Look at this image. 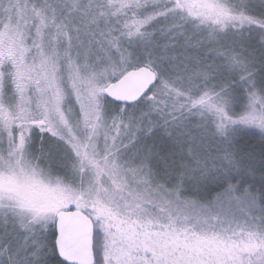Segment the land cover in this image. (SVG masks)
I'll return each mask as SVG.
<instances>
[{
  "label": "snow or ice",
  "instance_id": "6c2138e0",
  "mask_svg": "<svg viewBox=\"0 0 264 264\" xmlns=\"http://www.w3.org/2000/svg\"><path fill=\"white\" fill-rule=\"evenodd\" d=\"M0 264H264V0H0Z\"/></svg>",
  "mask_w": 264,
  "mask_h": 264
}]
</instances>
